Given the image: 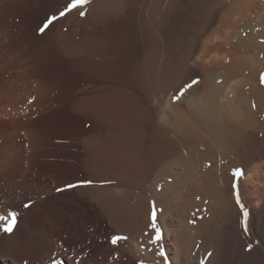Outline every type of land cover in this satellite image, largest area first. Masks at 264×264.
<instances>
[{
	"label": "rangeland",
	"instance_id": "374dc122",
	"mask_svg": "<svg viewBox=\"0 0 264 264\" xmlns=\"http://www.w3.org/2000/svg\"><path fill=\"white\" fill-rule=\"evenodd\" d=\"M92 1L89 0L86 4L69 10V5L72 4L73 0H0V219L3 218L2 220H4L3 224H0V240L5 237L8 238L12 234L26 211L36 209L37 213L31 211L32 214L30 212L29 216L32 220L35 217L34 220L38 219L39 223L44 224L40 226V232L43 231L44 235L50 236L46 239L51 241V248L43 245L42 250H39V252L44 250L43 252L46 254L42 256L45 259V264H79L80 259H83L85 264H91L89 260L92 255L91 252L97 249L95 245H99V249L102 250L106 248L104 250L107 253L109 252L110 255H106L107 264H151L158 263L161 258L165 264H178V261L174 260L176 258L174 256L178 253L179 260L187 264H206L212 250L206 247V237L202 234L199 235L198 226L206 221L210 222V224L212 223L209 225L211 232L215 231L214 235L215 233L217 235L219 225L216 220L213 223L211 207L219 198L216 197L212 201L207 192L204 195L203 192L206 191L207 187H214L222 182L225 183L219 177L222 176L221 173L224 170L227 172L230 168L229 161L221 162L222 166H220V159L209 158L205 154L204 157L210 159V161L205 162L207 165L204 164L205 167L200 169L202 175L195 182L200 194L198 193V196L193 195L195 198L192 199V202L194 201L197 204L192 207V204L183 207L188 210V215L184 213L181 221L177 220L175 212H169L167 215L170 214L169 217L172 216L173 220L166 222L164 219L162 222H158L157 225L160 226L157 231L149 229L147 216L144 215L146 224L143 225H148V229L151 231L149 233H146L147 231L145 232L144 228L143 230L140 229V226H137L138 229L136 226H131L136 222V220H133L135 217L131 222L126 215H124V222L126 221V223L122 224V227L118 226L121 229L116 230L117 228L115 229L110 224L108 217L98 212L95 203L92 201L93 193L78 190L77 185L71 184L74 187L72 186L70 189V200L63 201L59 198V194L64 190L68 191L66 186L68 187L69 183L73 181L84 180V182H87V178L102 180L103 178L119 179L121 175H124L125 178L130 176L129 173L124 174L130 169L124 166L125 163H130V161L132 164V160L137 158L136 148L133 147L131 142L124 141L120 134L112 132L113 129L119 128V126H111L110 124L113 121H122L121 115L124 107L127 108L130 104L135 108L145 107L150 110L149 113L156 114L165 107L166 102H175L174 99H177L178 93L187 85H189L186 88L187 90L184 89L179 95L180 98L183 97L184 102L181 108L183 107L184 112L186 110L184 104L188 105L185 102L187 100L188 102L191 101L190 97L193 98L196 93L199 97L205 95L206 99L209 96L208 92H204L206 88L201 85L204 80L202 73H199L195 68L192 70L190 66V63L193 65L192 60L189 61L188 69L194 72L190 77L188 75L180 80L179 87L180 84H184L177 92L176 87L178 85L172 88V91L168 87L171 86L169 81H167L168 85L164 90L161 88L163 91L160 89L164 86H162L163 83L159 73V78L157 77L155 81V86H157L153 88L152 96L149 95L145 88L147 84L143 78L140 79L142 75H138L135 70L136 66H141L138 61V58L141 60V54L139 57L137 54L140 53L142 48L139 34L136 33L135 36L137 46H131L130 43H127L129 40L127 39L128 31L126 27L119 28L123 37H119L118 33L110 36L109 31L112 26L108 27L106 25L109 21L111 23L112 20L101 19L96 26L92 24L93 22H87L86 16L89 4ZM251 5L254 6L252 7L254 11L251 9L249 13H254L256 16L259 12L264 13V0H252ZM251 5L248 9L251 8ZM61 13L64 14L61 15ZM50 20L51 23H48ZM256 21L257 19L254 22L256 23L254 32L257 37L254 39L255 42L253 40L250 42L251 44L249 43L247 49L249 47V49H253L257 61L263 60L264 62V38L258 34L261 32L262 25H259ZM46 24L48 26L45 28ZM76 24L79 26L75 27ZM97 27L105 32L108 31V35L100 31L97 32L96 38L109 36L108 42L98 39L93 40L92 38L81 41L83 35L86 34L85 31L94 32ZM233 41L236 43V39ZM261 41L263 45L256 43H261ZM107 43L118 45L117 49L119 50L117 57L109 55V57L113 56L110 60L103 59V56L97 57V51L101 50L100 48L103 49L105 46L107 49L109 48ZM252 43L256 44L252 45ZM259 49L260 53L258 52ZM125 50L126 52H124ZM224 51L226 53L224 60L230 63L235 61L237 67H240L243 62L247 64L248 59H250V57L237 56L226 46ZM249 64L252 65L253 63L249 61L247 66ZM256 68L254 77H250L251 72L249 69L244 70V75H241L240 70L236 71V76L230 77L229 83L224 82L222 84L223 81L221 80L223 78L216 80V85L222 84L217 99L221 98V103L225 104L224 121H231L237 116V112L234 113L233 109L227 104L230 100L238 99L237 89H240L239 92L243 89L248 94L251 90L250 85L258 86L260 84L264 86V75L261 72L259 76L260 83L258 84L260 64ZM220 75H224L223 70H221ZM248 78L249 80H247ZM144 83L145 85L142 86ZM247 83L248 85H246ZM195 85H198V89L192 90ZM255 86L254 88H256ZM171 94L177 95L173 98ZM225 94L227 97H225ZM128 100L131 103H128ZM201 104L204 105L203 102ZM205 105V110H208L210 107L207 101H205ZM114 108L119 109L114 110ZM32 109L33 111H31ZM107 113L111 115L112 121L107 120ZM198 114L204 116L201 108H199ZM202 115L200 116L202 117ZM199 117L198 120L202 122L197 120L199 123L196 124L194 121L196 124L195 127L193 125L194 128L198 127V124L210 120L209 118L212 116H207L208 118L206 116H204L205 118L200 117L202 120ZM211 120H214V117ZM117 147L126 148L127 151L119 155ZM244 156L248 158L251 153L247 151ZM238 163L244 164L242 158ZM216 171L217 173L212 174ZM89 172L91 173L89 174ZM121 172L123 173L120 174ZM139 172L142 173V171ZM138 175L133 174L134 179L136 177L140 179L143 174ZM124 176L120 178L121 181L119 180L121 183L125 179ZM172 181L169 179L168 184ZM61 190L63 191L60 192ZM134 195L131 197L128 195V197H125L126 199L124 198L126 200V202L124 201L125 204L131 205L132 208L137 206L142 201L141 199H144H140V194H136L139 195V198L136 195V198H134ZM112 199L114 202L120 200L118 198H107V203L111 202ZM145 201V203H148V200ZM150 203L151 200H149ZM135 208L136 212H134L137 215L139 214V218L143 219V213L140 216L139 208ZM154 208L156 207L154 206ZM63 209H66L65 212H63ZM147 211L145 210V214ZM12 213L15 214L14 222L13 217L10 215ZM185 214L188 217L187 220L184 218ZM169 217L167 216L166 219ZM129 222H131V227L128 225ZM141 222L143 221L141 220ZM213 224L217 227L215 228ZM123 226L126 231L122 229ZM8 228L11 230L6 231L5 229ZM167 228L170 231L168 236L165 235L166 230H164ZM127 229H130L128 235H126ZM158 231L159 233L156 235L153 233ZM24 232L23 227H21L17 237H12L10 242L13 243L16 238L26 237ZM19 234L22 236L19 237ZM121 234L122 238L117 236ZM176 236L177 242L174 241ZM86 238H89V240ZM175 245L179 246V249ZM138 247L140 249H137ZM148 247H152L153 258L147 259V257L145 259L147 251L144 250H148ZM108 248H110V251ZM180 249L181 251H179ZM23 258H19L16 264H35L26 260L22 261ZM110 261L113 262L110 263ZM250 261L251 259L248 264L254 263Z\"/></svg>",
	"mask_w": 264,
	"mask_h": 264
},
{
	"label": "bare ground",
	"instance_id": "6f19581e",
	"mask_svg": "<svg viewBox=\"0 0 264 264\" xmlns=\"http://www.w3.org/2000/svg\"><path fill=\"white\" fill-rule=\"evenodd\" d=\"M251 4L252 0H93L89 4L86 21L93 22L92 24L96 26L101 19L112 20L111 23L109 21L106 25L108 27L112 26V29L109 31L110 36L111 34L118 33L119 37H123L119 28L126 27L128 31L127 39L129 40L127 43H130L131 46H137V38L135 36L136 33L139 34L142 48L140 53L137 54L138 57L141 54V60L138 58L141 66H136L135 70L138 75H142L140 79L143 78L147 84L145 88L149 95L152 96L153 88L157 86H155V81L159 73L161 82L163 83L162 86H164L160 87V89L163 88L164 90L166 88L168 85L167 81L171 85L168 86L170 87L169 89H172L179 84L181 79H184L188 75L190 77L194 72H192L193 68H195L199 73H202L204 80L201 82V85L206 88L204 92H208L209 96L206 99L205 95L201 94L202 96L199 97L196 93L193 98L190 97L191 101L189 100L188 102L187 100L185 102L188 105L184 104L186 105L184 112L182 110L183 107L181 108L184 102L183 97L181 96L182 98H180L179 95L189 85L184 87L179 92L180 94L178 93V96H176L177 94L174 95L183 83L180 84V87L179 85L176 87L177 90L176 92L174 90V94H171L173 98L175 96L177 97V99H174L176 101L169 102L170 104L166 102L165 107L162 108L160 106L162 109H159L160 111L156 112V114L149 113L148 111L150 110L148 108H135L130 104L129 107H124L123 109L121 115L122 121L118 119L120 122L113 121V123H110L109 121H112V118L107 113V120H109L108 122L111 126H119V128L113 129L114 131L112 132L118 135L120 134L124 141L131 142L133 147L136 148L135 153L137 158L132 160V164L130 161V163H125L124 166L127 169L128 167L130 168L129 171L126 169L128 172L124 173L125 175L126 173L130 174V176L127 174L129 177H126L129 180L124 175H121L119 179L103 178L102 180H96L94 178H87V182H84V180H78L81 182L73 181L69 183L70 185L68 184V187L66 186V190L68 191H60L63 192L59 194V198L63 199V201L70 200V189L73 186L71 184H74V186L77 185L78 190H86L93 193L92 201L95 203L98 212L106 215L110 224L115 229L117 228L116 230L121 229L118 226L122 227V224L126 223V221L124 222V215H126L131 222L133 217H135L133 220H136V222L131 226H136V228L140 226V229L142 228L143 230L144 228L145 232L147 231L146 233H149L151 229L153 231L159 230L160 225H157L158 222H162L164 219L166 222L173 220L172 216V218L169 217L170 214L167 215L169 212H175V216L178 218L177 220L181 221L184 213L188 215V210H185L183 207L190 206L191 204L192 207L197 204L194 201L192 202V199L194 200L195 198L194 196H198L199 193L195 182L202 175L200 169L207 165L205 162L210 161V159L204 157L205 154L209 158L220 159V166H222L221 162L229 161L230 168H228L227 172L224 170L221 173L222 176L219 177L225 183L222 182L217 186L207 187L206 191L203 192V195L207 192L211 200H214L216 197L219 198L211 207L214 219L213 223L218 221L217 223L219 225L217 235L216 233L214 235L215 231L211 232L209 225L212 223L210 224V222L206 221L204 224H200L199 222L200 225L198 226L199 235L202 234L206 237V247L213 251L209 249L212 254L210 253L211 256L206 264H248L250 259L255 264H264V86L259 84L260 72L264 75V62L263 60H259L260 62L257 61L256 56L253 54V49H249L250 47L247 49L248 45L251 44L250 42L257 37L254 32L256 28V23L254 22L256 19V22L262 25L261 32L258 34L264 38V13L259 12L258 16L254 15V13H249L252 7H254ZM250 5L251 8L248 9ZM247 11L248 13H246ZM77 26L79 25L76 24L75 27ZM113 26L118 28H114ZM98 28L93 29L94 32L85 31L86 34L83 35L81 41L92 38L93 40L98 39L108 42L110 39L109 36L96 38L97 32L100 31L108 35V31L105 32L101 28ZM233 37L236 39V43H234ZM262 41L261 43H256L262 44ZM256 43H252V45ZM112 45L115 46V44L107 43L108 49L106 46L103 49L100 48L101 50L97 51V57L103 56L102 58L107 60L112 59L113 56L117 57L119 53L117 49L118 45L115 47ZM225 46L231 49V52L237 56L250 57L248 60L253 64L255 62V64H249L250 66H247L249 61H246L247 64L243 62L244 65L241 63L240 67H237L238 65H236L235 61H231V63L226 62L224 60L226 56L224 51ZM127 49L129 50V48ZM258 52H261L260 49ZM110 54L113 56L109 57ZM231 56L234 57L233 54ZM190 60L193 61V65L190 63L192 70L188 69ZM259 64L261 67L258 73L259 85H250L251 90L248 94L243 89L240 92V89L236 90L238 99L234 101L230 100L227 104L233 109L234 113L237 112V116L231 119V121H224L225 104L223 105L221 103V98L217 99L220 86L224 82L229 83V78L236 76V71L238 70L241 71V75H244V70L250 69V77H254L257 70L256 67ZM221 70L224 72L223 76L220 75ZM197 75L199 74L197 73ZM220 78H223L221 80L223 81L222 84L216 85V80ZM193 89H198V85H195ZM161 94L163 95V93ZM225 97H227L226 94ZM240 98L241 100H239ZM203 99L205 100L203 101ZM205 101L209 103L210 108L208 110H205ZM127 102L131 103L129 100ZM202 102L204 104L203 106L201 104ZM199 108L202 109L204 116H212L214 120H211V117L209 118L210 120L198 124L199 126H197L199 128H194L197 123L202 122L198 120V117L202 115H197ZM116 109L119 108H114V110ZM204 116L202 115V117ZM117 150L119 155L127 151L126 148L120 147H117ZM247 151L251 153V156L248 158L244 156ZM252 156L253 158H251ZM241 158L244 164L238 163ZM131 169L133 170L131 171ZM139 171H142V173ZM138 172L139 175H143L140 176V179L137 177L134 179L133 174L138 175ZM215 173L217 171L212 174ZM122 176L125 179L121 183L120 178ZM169 179L173 181L168 184ZM135 193L140 194V199L144 198L148 200V203H145L146 201L141 199L142 201L133 208L131 205L125 204L126 200L124 198ZM135 195L134 198H136ZM107 198H118L120 200L114 202L112 199L111 202L107 203ZM199 198L201 199V197ZM149 200H151L150 204ZM189 200L191 201L190 203L188 202ZM135 207L137 209L139 208L141 212L140 216L143 213V219L139 218V214L137 215L135 213ZM65 210L63 209V212ZM145 210H148L146 214ZM31 211L36 212V209ZM31 211H26L8 238L5 237L3 240H0V264H16L21 257H24L22 261L26 260L35 264H45V259L42 256L46 254H44V250L42 252H39V250L43 245L46 247L51 246L50 239H46L50 236L44 235L45 233L43 231L40 232V226L42 224L39 223L40 221L38 219L34 220L35 217L33 220L30 218L29 213ZM189 212L191 211L189 210ZM144 215L147 216L150 230L148 229V225H143L145 223ZM167 216L169 218L166 219ZM184 218L187 220L188 217L186 214ZM2 219H0V224L4 222ZM131 222L128 224L129 227H131ZM213 226L215 228L217 227L215 224ZM21 227H23L26 237L23 235L24 238H16L17 240L13 238L15 241L13 243L10 242L12 237H17ZM122 229L125 230L124 226ZM128 230L130 229H127L126 235H128ZM164 230H166L165 235L168 236L169 229ZM153 233L156 235L159 231ZM117 236L121 237L122 234ZM177 236L174 237V241L176 242ZM86 239L89 240V238ZM176 242L174 243L177 244ZM95 246L97 249L95 248L96 250L91 252L90 263L107 264L106 255L109 256V252L107 253L104 250L106 248L103 251L99 249V245ZM175 246L179 249V246ZM148 248V250H144L147 251V253L145 252V259L152 257V247ZM108 249L110 251V248ZM137 249H140V247ZM244 252L247 253L245 254ZM178 254L174 256L176 257L174 260H177L178 264H187L179 260ZM84 262L83 259H80L79 264H85ZM159 263L165 264L162 258L158 260V263L151 264Z\"/></svg>",
	"mask_w": 264,
	"mask_h": 264
},
{
	"label": "snow or ice",
	"instance_id": "6c2138e0",
	"mask_svg": "<svg viewBox=\"0 0 264 264\" xmlns=\"http://www.w3.org/2000/svg\"><path fill=\"white\" fill-rule=\"evenodd\" d=\"M88 2V0H73L72 4L69 5V10H71L72 8H75V7H78V6H82L83 4H86ZM64 13H61V15H63ZM83 15V13H81ZM48 23H51V20L48 22ZM48 25L46 24L45 25V28L47 27ZM41 31H43V29H41ZM12 217H13V222H14V216L15 214L12 213L10 214ZM153 226L155 227V225L153 224ZM6 231H10L11 229L8 228V229H5ZM115 242V241H113Z\"/></svg>",
	"mask_w": 264,
	"mask_h": 264
}]
</instances>
